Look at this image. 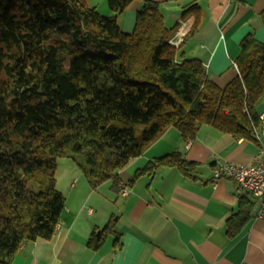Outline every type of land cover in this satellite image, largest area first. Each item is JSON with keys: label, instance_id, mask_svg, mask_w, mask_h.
<instances>
[{"label": "trees", "instance_id": "16d2710c", "mask_svg": "<svg viewBox=\"0 0 264 264\" xmlns=\"http://www.w3.org/2000/svg\"><path fill=\"white\" fill-rule=\"evenodd\" d=\"M133 1L108 0L113 13L105 15L87 0H0V264L26 242L56 235L66 204L56 184L61 156L77 161L92 188L108 180L119 188L120 169L171 126L188 141L205 123L257 138L264 42L246 35L239 74L220 86L200 59H180L171 41L180 26L166 23L157 0H144L134 29L124 30L117 15ZM199 10L192 2L184 14ZM164 165L186 173L195 166L173 150L130 182ZM251 205L228 218L229 232ZM117 218L89 234L88 248L110 234L119 242Z\"/></svg>", "mask_w": 264, "mask_h": 264}, {"label": "crops", "instance_id": "0c3cea01", "mask_svg": "<svg viewBox=\"0 0 264 264\" xmlns=\"http://www.w3.org/2000/svg\"><path fill=\"white\" fill-rule=\"evenodd\" d=\"M157 1L166 23L180 26L173 37L180 59H200L220 86L239 74L234 60L243 38L252 33L264 42V0ZM192 2L200 7L198 17L184 14ZM143 4L144 0H134L117 15L124 30L134 29ZM256 110L262 115L264 102ZM256 130L257 138H248L205 123L194 140L188 141L171 126L120 169L122 188H114L111 180L92 188L73 162L56 174V184L66 197L56 235L51 240L26 242L10 264H264V214L255 215L256 198L250 194L242 198L245 193H238L233 178L213 175L218 163L252 164L256 160L259 137L264 140V122ZM173 150L194 162L191 172L164 165L130 182L137 168ZM124 187L129 193H122ZM250 202L249 216L232 234L228 218ZM113 215L118 217L119 242L115 244L116 236L110 234L99 249L88 248L89 234Z\"/></svg>", "mask_w": 264, "mask_h": 264}, {"label": "built area", "instance_id": "2783aa9c", "mask_svg": "<svg viewBox=\"0 0 264 264\" xmlns=\"http://www.w3.org/2000/svg\"><path fill=\"white\" fill-rule=\"evenodd\" d=\"M181 37L182 34H180V39ZM171 41L174 43L175 40L172 39ZM234 66H238L236 60H234ZM260 120L262 123L264 122V113L260 115ZM259 140L260 152L252 164H237L232 162L218 163L215 165L213 171V175L216 178L226 176L233 178L239 194L248 193L256 198L258 206L255 215L257 217L264 214V140H262L261 137H259ZM122 193H129V188L124 187Z\"/></svg>", "mask_w": 264, "mask_h": 264}, {"label": "rangeland", "instance_id": "374dc122", "mask_svg": "<svg viewBox=\"0 0 264 264\" xmlns=\"http://www.w3.org/2000/svg\"><path fill=\"white\" fill-rule=\"evenodd\" d=\"M89 2V0H88ZM90 6L92 7H96L97 11L101 14H105V15H109L111 13H109V3L108 0H90L89 3ZM259 102V103H258ZM258 104H256V106L260 105L262 102H264V94L262 95V97L258 100ZM73 162H75L77 164L78 170H81V167L79 166V164L77 163V161L70 156H61L58 159V163H57V169H55L56 174H61V172L63 170H66V168H68V166H70ZM57 177V175H56Z\"/></svg>", "mask_w": 264, "mask_h": 264}, {"label": "bare ground", "instance_id": "6f19581e", "mask_svg": "<svg viewBox=\"0 0 264 264\" xmlns=\"http://www.w3.org/2000/svg\"><path fill=\"white\" fill-rule=\"evenodd\" d=\"M186 28H187V25L183 26V28L180 29V33H181V32H184V30H185ZM174 44L177 45V44H178V41H177V40L174 41Z\"/></svg>", "mask_w": 264, "mask_h": 264}]
</instances>
